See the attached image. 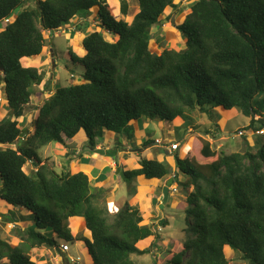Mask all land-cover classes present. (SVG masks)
I'll list each match as a JSON object with an SVG mask.
<instances>
[{
  "label": "trees",
  "instance_id": "obj_1",
  "mask_svg": "<svg viewBox=\"0 0 264 264\" xmlns=\"http://www.w3.org/2000/svg\"><path fill=\"white\" fill-rule=\"evenodd\" d=\"M120 1V14L127 18L129 4ZM175 1L138 0L139 12L130 23L114 16L108 0H33V5L0 0V23L9 22L0 31V73L10 109V118L0 123V146L7 147L0 150V206L9 205L14 216L19 209L27 214L16 231L18 247L0 238V264H36L33 250L58 248L60 241H84L93 264H135L133 257L150 254L156 242L145 250L138 244L159 240L158 234L144 224L138 207L127 204L114 217L84 172L66 166L58 172L39 151L79 136L96 150L106 133L131 142L134 125L143 119L179 124L188 132L196 113L218 121L217 109L238 110L257 139L251 146L244 138V151L232 154L218 152L206 140L196 149L187 141L183 152L174 153L176 177L188 176V227L166 264H234L227 247L240 264H264V0H194L185 20L174 25L184 48L170 49L156 39L153 51L152 31L168 8L179 13ZM95 11L96 24L115 41L94 31L82 42L84 57L70 50L84 83L58 89L38 108L34 130L22 128L35 88L44 85L43 73L23 67L22 60L42 56L47 33L68 32L77 17ZM214 126L223 132L220 124ZM124 173L129 184L171 176L167 165L148 159ZM75 217L85 219L91 240L72 235Z\"/></svg>",
  "mask_w": 264,
  "mask_h": 264
},
{
  "label": "rangeland",
  "instance_id": "obj_2",
  "mask_svg": "<svg viewBox=\"0 0 264 264\" xmlns=\"http://www.w3.org/2000/svg\"><path fill=\"white\" fill-rule=\"evenodd\" d=\"M126 1L129 2L128 4L130 8V15H135V13L138 12L137 10H139L138 0ZM120 2V0H108V3L112 7L114 16H120L125 19L118 12V10L120 9ZM175 2L177 4H188V8L191 4V0H176ZM194 2L195 1L193 0V3ZM30 4L33 5V0H31V3H29V5ZM18 14H20V10L16 12V15ZM95 14L98 13L96 11L92 12L91 15L93 16V18L90 19V24H92L93 30L103 33L107 41L111 43L114 42V35H106L105 32L97 26L96 22L94 21L96 16ZM181 14L182 11H180L178 14H175L170 8L165 11L164 16L161 18L163 23L160 24V27L154 28L152 31V37L154 39L152 41L153 51L156 50V39H158L162 46L165 47L167 45V47H169L170 49L182 50L184 48L183 45L185 41H183L184 39L182 38V34L178 32L174 26L175 24H181L183 22L182 18L184 15ZM167 17H172L171 21L167 22ZM8 23L9 22H1L0 31H3L7 27ZM99 23H101V21ZM93 30H87L86 32H83V37H87L88 35L93 33ZM46 38L47 46L44 49V53L42 54V56L36 59L27 58L25 59L26 61H24V65L26 67L39 69V71L42 72L44 76V85H41L39 88H35V92L33 93L32 97L31 108L27 113L28 115L20 121L21 127L29 131L34 130L33 120L37 117V113H35V111H37L38 108L42 106L44 100H47L50 98L49 96H52V94L48 91L49 88H51L53 92H56L62 87H68L74 85V83L80 85L84 81L81 76V67L73 66L69 57V52L74 48L73 44L76 43L73 40L72 32L68 31L66 33H62L61 31H59L52 34L47 33ZM77 39L76 41H78ZM79 48H81V44L77 46L76 51H72L78 56H82L78 53ZM68 68L74 69V74H76L74 76L71 75ZM0 86L1 97L3 99V104L0 105L1 123L5 119L10 118V109L7 103L5 82L3 77L1 79V73ZM45 88L47 89V91H43V89L45 90ZM43 92H45V94H40ZM217 113V118L219 119L215 122H212L206 115H200L199 113H196L194 115L196 118L195 126L190 128L188 132H186L185 127L182 128V126L179 124L175 125L172 123H162L161 125L159 122H153L143 119L139 123L134 125V134L135 137H137V139L139 140L135 143H133V141H127V139L121 136L110 135L108 133L105 134L102 142H104L105 146L109 147V151L112 150L111 152H108L106 156L98 153L97 150L92 151L88 149L87 143L82 142L81 139L78 140V142L77 139L73 141L77 142L75 143V145L76 147H79L78 149L75 148L74 145L70 146L73 142L69 141L66 146L52 143L42 148L39 151V156L43 160L50 159L51 161L55 162L58 172H61L65 166L71 168V162L73 161L74 167H80L82 170H85L87 168L94 179L98 177V175L102 176L103 174L101 181H105L108 180L111 176L112 186L109 187V190L111 191L113 189L112 193H115V189L117 190L118 194L115 193V202L117 203L116 205L120 209V211L127 204L130 205L128 202L124 201H126L127 199L129 201L131 194V197H135L136 194H140L142 197H145L146 200L150 199L148 207L150 208L152 215L144 216V224H150L151 226H154L156 228L158 234L157 237L159 238V240L151 238V240H148L147 243L140 244V248L143 250L148 249L154 242H156L157 248L148 255L133 257V260L135 264H166L172 257L171 250L173 249V247L179 245L180 242L183 243V241H185V234L183 233V230L188 227L186 214V210L188 208V190L185 188V183L188 180V176L184 174L179 175L178 180L175 183L178 193L177 195L173 194V196L169 198L167 204L164 205L162 201L158 200L159 195H163V190L160 192V190L155 188V185L151 181L138 179L137 181H139V183H137V181H134L130 184L122 178H120L118 181H115L114 175L110 173V170L107 168V166L114 162H118L119 168L124 170L121 166L119 151H115V147H124L126 149L130 147V150L133 152H126L123 162L127 161L129 163L131 161V166H133L134 169H137L141 167V161L143 160L148 159L152 161H159L168 166L171 176H173L175 174V160L173 158L174 153L170 154L169 156H167L166 154L168 145L173 142H178L181 144L180 152H183V150L185 149L184 147L187 141H192V148L196 149L198 147H201L202 142L206 140L213 146L215 150H217L218 152H224L226 154L243 152L244 138L247 139L251 146H254L257 135L254 134L252 130L247 131V126L250 123V120L248 118L243 116L238 110L224 111L217 109ZM179 123L183 124V122ZM214 124H220L223 132H217ZM207 131L210 132L209 135L205 134ZM261 136H264V134ZM165 139L167 140V142L164 141ZM159 141H161L162 143L160 145H157ZM6 149L7 147L0 146V150ZM126 149L125 151H127ZM113 153H115V155ZM80 156H82L83 158H81ZM31 169L32 167L30 165H27L25 166L24 171L28 172ZM122 172L124 173V171ZM139 184L141 186H139ZM92 192L96 194L100 191L99 189L92 188ZM107 205L108 211H110L109 208L111 206L109 204ZM135 205L136 206L132 207H138L140 209L144 206V203L140 201V204L138 205V202L135 200ZM162 205L164 206V208L161 207ZM0 208V238L6 242L12 243V247H16L19 241L14 240L13 242L12 238L16 236L17 228L21 225H18L17 223L11 224L8 222L10 220L12 221L13 219H16L19 222L24 223L23 217H26V212L20 211L19 209L16 210V215L14 216L9 213V205L4 204L3 206L1 205ZM112 214L113 212L111 213V215ZM114 217H110V220L112 221ZM166 221L168 222L166 226H164V224L161 225L162 222L165 223ZM78 235L79 237L90 239V236L86 238L84 236V233ZM79 242L80 244L77 242L70 244L71 251L69 256L74 260L80 258L81 261L79 264H93L91 259H88V261H86L85 256L81 253L82 248L86 246L85 242ZM62 243L63 241H60V244ZM42 250H48V248H43ZM42 250H34V252H32L31 254L35 253L34 262H38L39 264H47L48 260L46 258L42 259L40 257L43 254ZM49 250L51 252L50 258H52V261L49 260V264H72L63 256L57 257L54 249ZM228 258L231 259L230 256ZM234 259V264H240L238 259Z\"/></svg>",
  "mask_w": 264,
  "mask_h": 264
},
{
  "label": "crops",
  "instance_id": "obj_3",
  "mask_svg": "<svg viewBox=\"0 0 264 264\" xmlns=\"http://www.w3.org/2000/svg\"><path fill=\"white\" fill-rule=\"evenodd\" d=\"M129 3V2H128ZM192 3H193V1H191V4H190V6H189V8H191L192 7ZM177 4V3H176ZM179 5V12L180 11H182V14L181 15H184L183 16V21L185 20V17H186V12H187V10L189 9L188 7H187V5L188 4H178ZM130 9V8H129ZM172 10V9H171ZM117 11V10H116ZM138 12H139V10H137ZM173 11V10H172ZM118 12L120 13V9L118 10ZM138 12H136L135 13V15H130V10H129V16L127 17V18H125L124 20L125 21H128V22H132L133 21V19H134V17L138 14ZM96 16H95V20L94 21H96V19H97V17H98V14H95ZM91 18H93V16L92 15H89V16H81V17H77L73 22H72V24H73V26H72V28H71V32H72V34H73V40L76 42L75 44H73V46H74V48L72 49V50H74V51H76V48H77V46L78 45H80L81 44V48H79V50H78V53L79 54H81L82 56H79V57H84L85 55H86V52H85V50L83 49V47H82V42H83V40H84V38L85 37H83V32H86L87 30H93V27H92V24H90V19ZM95 23V22H94ZM98 26V25H97ZM96 29V28H95ZM94 31V30H93ZM62 33H66V31H61ZM77 37H78V39H77ZM76 39L78 40V41H76ZM183 41H185V40H183ZM41 57V56H40ZM37 58H39V57H37ZM25 59H27V58H25ZM25 59H23L22 60V65H23V67H25V68H31V67H26L25 65H24V61H26ZM33 59H36V58H33ZM39 70V69H38ZM83 83H84V81H83ZM74 85H77V84H75L74 83ZM39 88V87H38ZM43 91H44V89H43ZM52 95L55 93V92H50ZM40 94H45V92H43V93H40ZM49 97H51V96H49ZM45 101V100H44ZM44 103V102H43ZM35 113H37L38 114V111H35ZM34 113V114H35ZM147 123V122H146ZM149 124V123H148ZM161 125H162V123H160ZM107 134V133H106ZM109 134V133H108ZM110 135H113V134H110ZM138 136V135H137ZM81 137V138H80ZM140 138V137H139ZM81 139V141L82 142H85L86 143V138L84 137V136H79L78 138H77V142H78V140H80ZM126 139V138H125ZM128 141V140H127ZM137 141H139L138 139H137V137H135V139L133 140V143H135V142H137ZM165 142H167V140L165 139L164 140ZM163 141V142H164ZM76 142V143H77ZM162 142L161 141H159V143L157 144V145H160ZM74 146H75V148H79V147H76V145L74 144ZM87 149V148H86ZM125 149L126 148H124V147H115V151H119V157L121 158V160H120V162H121V166L123 167V169L124 170H122L121 169V171H131V170H135L134 169V167L133 166H131V161L128 163L127 161H125V162H123L124 161V156H125V154H126V152H128V151H131L130 150V147L129 148H127L126 150L127 151H125ZM96 150H101V151H105V154H104V156H106L107 154H108V152H111V151H109L110 149H109V147H107V146H105V144H104V142H102V141H100V142H98V146H97V148H96ZM96 150H92V151H96ZM131 152H133V151H131ZM175 153V152H174ZM166 154H167V156H169L170 154H173L171 151H170V144L168 145V148H167V151H166ZM81 158H83L82 156H80ZM131 160V159H130ZM133 161V160H132ZM74 162L72 161L71 162V165H72V167L70 168V169H78L79 171H82V172H84L88 177H89V179H90V181H91V183H92V187L93 188H95V189H99V191L100 192H98V194H103L104 196H105V202H104V200H101L100 202H102V203H106V204H109L111 207L109 208L110 209V211L109 212H113V216H115V215H117L118 213H119V211H120V209L117 207V203L115 202V198H116V194H118V192H117V190L115 189V193H112V191H113V189L110 191L109 190V187L110 186H112V184H111V176H110V178L108 179V180H105V181H101L102 180V177H103V174H102V176H100V175H98V177H96L95 179L91 176V174H90V171L86 168L85 170H82L80 167H74V164H73ZM104 168V167H103ZM107 168L110 170V173H112L113 175H114V179H115V181L117 180H119L121 177L120 176H116V171L118 170V169H120L119 168V163L118 162H114V163H112V164H110V165H108L107 166ZM138 169V168H137ZM102 170H105V169H102ZM174 170H175V164H174ZM171 177L169 176V177H167L166 179H164V180H152L151 182L155 185V188L156 189H158V190H160V192L163 190V188L166 186V184H167V182H168V180L170 179ZM143 180V179H142ZM137 183H139V181H137ZM139 186H141L140 184H139ZM144 187V186H143ZM192 191V190H191ZM177 193H178V190H177V187L175 186V185H172L171 187H170V191H169V198L171 197V196H173V194H176L177 195ZM132 195H130V200L128 201V199L126 200V201H124V202H128L131 206H136L135 205V200L138 202V205L140 204V201L142 202V203H144V206L143 207H141L140 208V210L142 211V213H143V216H149V215H152V213H151V210H150V208L148 207L149 206V202H150V199H145V197H142L140 194H136V196L135 197H131ZM162 197H163V195L161 194V195H159V198H158V200L159 201H162ZM119 200V199H118ZM108 206V205H107ZM1 209V208H0ZM110 213V214H111ZM27 215V214H26ZM24 223H22L21 222V226L23 225ZM29 224H27L26 226H28ZM18 226V225H17ZM21 226H18V227H21ZM23 229H25V227H23ZM156 229V228H155ZM70 230H71V233H72V235L74 236V237H78L79 235L78 234H82V233H84V236L86 237V238H88L89 236H90V239L89 240H91V233H90V231L87 229V226H86V221H85V219L84 218H81V217H75V218H72L71 220H70ZM12 240H13V242H14V240H18L19 241V243L17 244V246L16 247H18L21 243H22V241H21V239H20V237H19V235H17V232H16V236L15 237H13L12 238ZM77 243H79L80 244V242H78V241H76ZM10 243V242H9ZM63 244V243H62ZM140 244H142V243H140ZM140 244H138L139 246V248H140ZM10 245L12 246V243H10ZM60 246H61V244H60ZM59 246V247H60ZM13 248H15V247H13ZM141 249V248H140ZM35 250H40V249H35ZM42 250V249H41ZM141 250H143V249H141ZM43 251V254H42V256H40L42 259H44V258H46L48 261H47V264H49L48 262H49V260L50 261H52V258H50V254H51V252H50V250L48 249V250H42ZM54 251L56 252V254H57V257H65L66 259H69V258H72V257H70L69 255H70V252L69 253H64L63 251H62V249H60V251H58V249L57 248H55L54 249ZM70 251H71V247H70ZM32 252H34V250L32 251ZM31 252V253H32ZM225 252H226V254H227V257H229L230 256V258L231 259H233V258H235V254L233 253V251L229 248V247H227L226 249H225ZM84 256H85V259H86V261H88V259H91L90 258V255H89V252H88V249H87V247L85 246L84 248H82V252H81ZM35 254V253H34ZM34 254H31V257H32V261H34V258H35V256H34ZM235 260V259H234ZM36 263V262H35ZM36 264H39L38 262L36 263ZM55 264H57V263H55Z\"/></svg>",
  "mask_w": 264,
  "mask_h": 264
},
{
  "label": "water",
  "instance_id": "obj_4",
  "mask_svg": "<svg viewBox=\"0 0 264 264\" xmlns=\"http://www.w3.org/2000/svg\"><path fill=\"white\" fill-rule=\"evenodd\" d=\"M27 133V132H25ZM98 153H101V154H105V151H101V150H97ZM117 176H120L123 180H125V173H123L121 171V169H118L117 170ZM173 185V179L170 178L166 184V186L163 188V197H162V203L165 205L167 204L168 200H169V191H170V187ZM162 208H164V206L162 205L161 206ZM164 222H162L161 225H163ZM58 251H60V247L57 248Z\"/></svg>",
  "mask_w": 264,
  "mask_h": 264
},
{
  "label": "built area",
  "instance_id": "obj_5",
  "mask_svg": "<svg viewBox=\"0 0 264 264\" xmlns=\"http://www.w3.org/2000/svg\"><path fill=\"white\" fill-rule=\"evenodd\" d=\"M2 104H3V99L1 97V86H0V105H2ZM180 148H181V145L178 142H173L170 144V151L172 153L177 152ZM172 178L175 179L176 175L174 174L172 176ZM61 249L64 253H69L70 252V245L68 243L62 244ZM79 262H80V258H78L77 260L71 259V263H79Z\"/></svg>",
  "mask_w": 264,
  "mask_h": 264
},
{
  "label": "clouds",
  "instance_id": "obj_6",
  "mask_svg": "<svg viewBox=\"0 0 264 264\" xmlns=\"http://www.w3.org/2000/svg\"><path fill=\"white\" fill-rule=\"evenodd\" d=\"M181 145V144H180ZM175 175L177 176V173L175 172ZM171 178H172V176H170ZM176 178H178V177H176ZM175 178V179H176ZM173 179V178H172ZM173 182H174V179H173ZM62 245V244H61ZM70 245V244H69ZM60 249H61V246H60ZM70 262H71V258H69L68 259ZM77 260V259H76ZM80 261H81V259H80ZM80 263V262H79ZM79 263H72V264H79Z\"/></svg>",
  "mask_w": 264,
  "mask_h": 264
}]
</instances>
